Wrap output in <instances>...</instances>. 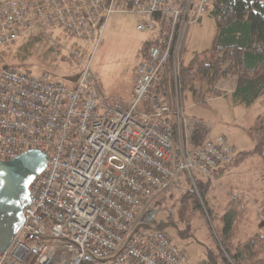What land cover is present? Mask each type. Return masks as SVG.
<instances>
[{"label":"built area","instance_id":"built-area-1","mask_svg":"<svg viewBox=\"0 0 264 264\" xmlns=\"http://www.w3.org/2000/svg\"><path fill=\"white\" fill-rule=\"evenodd\" d=\"M213 2L132 0L123 10L116 0L0 1V49L60 33L96 51L113 14L143 16L141 32L168 26L164 46L139 65L128 104L104 106L89 67L75 87L47 74L0 72V161L31 150L48 160L31 185L25 224L0 252V264H189L172 238L146 230L153 224L142 217L156 197L195 184V175L210 178L238 151L224 135L194 146L193 123L180 106L151 95L172 60L179 103V51L187 28L201 23Z\"/></svg>","mask_w":264,"mask_h":264},{"label":"rangeland","instance_id":"rangeland-1","mask_svg":"<svg viewBox=\"0 0 264 264\" xmlns=\"http://www.w3.org/2000/svg\"><path fill=\"white\" fill-rule=\"evenodd\" d=\"M144 21H146L145 18L136 13L113 14L108 20L101 46L96 51L86 43L60 33L52 38L60 39L56 44L52 42L54 40H48L47 43L37 44L36 47L29 50L26 47V41H24L12 48H2L0 49V71L7 67L24 73L47 74L71 87L81 80L84 70L89 67L101 90L104 106L117 102L128 104L132 101L139 65L145 61L143 47L155 35L156 37L158 35L157 40L163 41L168 32L166 24H160L156 32H141L138 30V26ZM216 31V24L209 17V14L203 17L201 23L188 27L182 43L183 45L186 42L187 58H192L196 52L203 53L209 50L215 41ZM179 53L181 59V50ZM175 82L176 77L174 75L173 93L171 98L168 95L165 97V103L172 108L178 104L191 123L200 121L196 118L204 120L212 130V135L216 137L224 135L229 140L230 145L238 151L230 164L222 167L221 172L212 175L210 178L195 175V182L199 179L205 183L208 180L211 182V190L205 198L218 215L222 213L223 207L229 202L240 199L248 202L251 212L246 222L238 228L239 239L244 240L248 236L263 232V158L254 154L252 157H243L240 162L237 159L239 154L245 155L254 150L256 142L251 138L250 133L253 135L257 131L259 132L261 127L264 128V96L253 105L252 109L237 106L232 98H228L232 94L231 89L235 85V80L233 78L223 79L216 88V92H221V97L212 98L205 108L198 104L195 105L193 97L183 92V89L180 92L178 103L175 98L177 90ZM157 86L151 98L164 99L162 92L165 87L162 88L161 92H158V90L156 91ZM195 189L196 195L200 199V190L197 186ZM190 190L191 186L186 183L176 191L159 195L154 202L147 206L142 221L147 215L156 213L155 223H153L155 229L158 228V224L163 223L162 220L172 224L173 222L167 220V214L164 213V210L175 206L177 212L182 203L181 198ZM235 195L238 196V199H235ZM201 203L204 208L202 198ZM214 214L216 213L214 212ZM210 215L207 209L203 214L190 215L192 221V238L190 240L181 239L172 227L167 226L164 229V232L187 255L189 264H206L208 255H210L209 252L216 256L220 254L216 242L217 231L214 222L211 220L213 216ZM176 217L178 218V216Z\"/></svg>","mask_w":264,"mask_h":264},{"label":"trees","instance_id":"trees-1","mask_svg":"<svg viewBox=\"0 0 264 264\" xmlns=\"http://www.w3.org/2000/svg\"><path fill=\"white\" fill-rule=\"evenodd\" d=\"M116 6L118 9H131L132 0H116ZM212 6L209 17L214 20L217 29L212 47L203 53L196 52L189 59L186 42L182 45L180 64L183 92L193 97L195 105L207 108L212 98L222 95L221 92H216L217 84L223 79L233 78L235 89L228 98H232L237 106L252 109L253 105L264 96V0H214ZM156 20H160L159 17ZM52 38L53 36L35 35L2 48H12L26 41V47L32 50L37 44L47 43L48 40H54L52 41L54 44L60 40ZM155 46H164V42L161 40L148 41L142 49L145 54L144 60L149 58V52ZM173 73L174 64L171 60L161 73V82L156 89L161 92L165 87L162 92L164 98L167 95L171 98L173 93ZM260 129L253 135L250 133L251 138L256 142L254 150L245 155L239 154L237 161L240 162L243 157H252L254 154L260 155L264 161V128ZM190 131L191 142L194 146L203 145L212 132L209 126L202 121L193 123ZM221 169L212 175L221 172ZM188 183L191 190L181 198L182 203L178 211L176 212L175 206L164 210L167 220L173 222V228L178 236L183 240H190L192 238L190 215L203 214L207 209L213 216L211 220L217 231L216 242L220 254L216 256L209 252L206 264H264V231L248 236L244 240L238 237L239 226L246 222L251 212L248 202L241 199L229 202L218 215L205 198L211 190V182L208 180L205 183L199 179L195 185L190 180ZM195 186L200 190V199L196 195ZM201 198L205 205L204 208ZM162 222L158 224V228L164 232L168 223L163 220Z\"/></svg>","mask_w":264,"mask_h":264},{"label":"water","instance_id":"water-1","mask_svg":"<svg viewBox=\"0 0 264 264\" xmlns=\"http://www.w3.org/2000/svg\"><path fill=\"white\" fill-rule=\"evenodd\" d=\"M47 167V155L36 150L12 162L0 161V252H6L25 224V210L31 206V185ZM155 215L151 213L150 217ZM148 222L152 223V219ZM151 229L146 226V230Z\"/></svg>","mask_w":264,"mask_h":264},{"label":"crops","instance_id":"crops-1","mask_svg":"<svg viewBox=\"0 0 264 264\" xmlns=\"http://www.w3.org/2000/svg\"><path fill=\"white\" fill-rule=\"evenodd\" d=\"M157 38H158V35H157V37H156V35L152 38V39H150L149 41H153V40H157ZM135 87V86H134ZM135 89V88H134ZM234 89H235V85H234V87L231 89V91H232V93L234 92ZM133 96H134V93H133ZM133 96H132V99H133ZM165 101V100H164ZM191 118V117H190ZM191 119H194V118H191ZM197 120H200V121H202V122H204V120H202V119H198V118H196ZM195 119V120H196ZM205 123V122H204ZM206 124V123H205ZM207 125V124H206ZM212 137H216V136H214V135H212V132H211V134H210Z\"/></svg>","mask_w":264,"mask_h":264},{"label":"flooded vegetation","instance_id":"flooded-vegetation-1","mask_svg":"<svg viewBox=\"0 0 264 264\" xmlns=\"http://www.w3.org/2000/svg\"><path fill=\"white\" fill-rule=\"evenodd\" d=\"M155 217H156V215H155L154 217H150V214H149V215H147V217H146L145 219H146L147 221L149 220V218L152 219V224H153V223H155V222H154ZM168 227H172V228H173V224L168 223Z\"/></svg>","mask_w":264,"mask_h":264}]
</instances>
